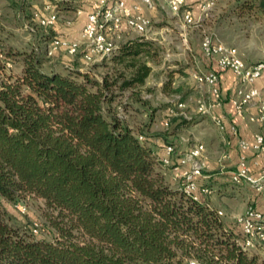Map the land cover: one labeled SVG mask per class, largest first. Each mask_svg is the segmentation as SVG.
<instances>
[{
    "label": "trees",
    "instance_id": "1",
    "mask_svg": "<svg viewBox=\"0 0 264 264\" xmlns=\"http://www.w3.org/2000/svg\"><path fill=\"white\" fill-rule=\"evenodd\" d=\"M50 1L75 8L70 0ZM236 7L264 15V0ZM153 45L141 35L122 38L103 74L95 63L48 68L40 46L0 55L19 67L0 82V264H264L240 247L234 220L225 223L216 208L166 178L152 135L143 131L152 114L144 127L131 128L113 106L119 92L144 84L158 58ZM175 73L183 74L169 70L163 94H178ZM127 103L136 115L146 100L131 92ZM25 196L54 213L52 240L9 222L5 204Z\"/></svg>",
    "mask_w": 264,
    "mask_h": 264
},
{
    "label": "built area",
    "instance_id": "2",
    "mask_svg": "<svg viewBox=\"0 0 264 264\" xmlns=\"http://www.w3.org/2000/svg\"><path fill=\"white\" fill-rule=\"evenodd\" d=\"M41 10L33 9L27 23H23L24 30L31 36L40 30L45 32L53 26L58 19H62L65 26H70L71 18H64L58 13L50 0H41ZM167 9L173 15L178 16L180 35L185 36L186 29L197 23L211 2H205L198 7V16L195 18L192 11L184 8L185 0H164ZM153 0H139L132 4H126L124 0H88L85 13V22L80 30L77 40L63 36H50L44 45V55L53 57L62 51L67 56L75 55L80 51L82 61L86 66L97 63L107 58L116 50L123 38V30L127 29L137 35L146 37L150 29V21L144 15V9H151ZM82 8L74 10L78 15ZM202 56L214 61L216 66L228 70L234 77V86L227 96L236 118L250 123L264 125V85H255L256 80L264 75V57L253 62H244L240 52L230 45L215 40L210 35L203 33L199 42ZM6 68L12 66V62L4 60ZM65 66H67L65 64ZM84 66V67H86ZM192 79L198 86H206L208 99L197 98L194 102L197 114L206 115L216 129L220 132H229L236 136L235 125L226 123L224 117L213 111L214 107H220L224 103L223 94L219 87V76L215 71L192 72ZM167 117L163 126L168 125L170 117L180 116L188 118L186 104L182 100H175L166 110ZM119 117H122L118 113ZM138 140L143 137L138 134ZM239 149L236 162L227 171L228 180L233 185L246 186L253 189L260 196H264V132L253 134L251 142L239 138ZM252 150L254 160L262 157V162L257 163V173L250 170L245 151ZM205 147L203 143L195 141L189 147L175 153L172 144L163 145V151L158 158L159 162L168 169L170 180L187 196L193 200H199V194H209L208 187L199 186V178H203V172L208 170ZM227 158L226 152H221L218 161ZM222 171V169H221ZM19 211L24 207L16 206ZM217 215L221 211L217 210ZM235 223L240 228V247L246 251H252L257 247L264 246V214L253 205L248 204L244 210L234 217ZM32 232L36 233L37 225L32 224ZM185 264H202L196 259H188Z\"/></svg>",
    "mask_w": 264,
    "mask_h": 264
},
{
    "label": "rangeland",
    "instance_id": "3",
    "mask_svg": "<svg viewBox=\"0 0 264 264\" xmlns=\"http://www.w3.org/2000/svg\"><path fill=\"white\" fill-rule=\"evenodd\" d=\"M134 1L137 2V0ZM240 1L241 0H186L184 8H188L191 11L197 10L199 5L204 4L205 2H211V5L205 13L199 17L195 25L186 29V34L183 37L180 35L178 25L179 17L169 12L164 0H153L152 8L143 10L144 15L149 19L151 25L146 37H143L154 43L153 46L158 51V58L155 63H152L151 73L145 79L142 86H134L133 89H125L119 92V95L114 100L113 106H117L116 109L122 116L121 118L125 121L127 120L129 124L133 125V128L138 127L139 124L144 127L149 114H152V123L149 125L152 129L150 130L149 126H147L143 131L147 133L150 132L153 134V137H159V134H162L163 136L172 135L171 137H167L168 139H164L163 144H172L175 153L189 147L196 140L198 141L200 139L204 144V138L214 137L217 134L216 127L212 124L209 118H202V115L197 113L194 114L189 112L191 115L187 114L189 117L183 118V120H187L189 118L193 120V123L188 126L176 125L178 118L182 119L180 116L169 119L168 125L166 127L163 126V121L166 118L165 112L167 107H169L168 105L175 100L185 99V97L180 94L182 89L185 91L188 89L197 90L199 92H196L195 96L201 98L206 93L203 89L200 90L199 87H193V84L191 86V82L186 79L184 80H186L187 84L179 83L177 87L174 85L178 90V94L175 96H173L174 94L171 92L170 94L164 95L160 88L169 70H184L182 72L185 78L193 71L198 72L195 65L193 63L189 64L186 60L190 52H192V54H194V50L195 52H199V42L203 33L210 35L215 40H219L226 45L234 46L238 52H240L244 62L250 63L264 57V15L254 10H247V8L240 11L239 8L236 7V4ZM70 3L74 4V6L76 4L71 0ZM79 3L80 2H78V4ZM83 3L85 4V0L80 4L82 5ZM80 6H77V8ZM84 6L86 8L87 5L85 4ZM197 16H195V18ZM29 17L30 11L28 10L26 15L21 18V24L17 23V25L20 26L17 27L16 25L17 28L15 27L13 29L5 28V32L1 34L5 42L11 46L10 48L13 49L14 47V51L28 48L26 45H29V41L32 36L24 30L23 23H27ZM123 35L125 38L139 36L127 29L123 30ZM185 45L189 46L191 51L184 48ZM6 50L7 48L0 46V54H3ZM77 56L78 54L72 55L70 56L72 59H65L62 63H58V68L64 70L65 64H70L72 66H84V64L76 60ZM110 58L111 57L109 56L95 63V65H99L95 69L97 74H103L109 71L111 72L110 66H112V64L109 61ZM189 59L192 60L191 57ZM56 60V62H59L62 59L58 55ZM18 71L19 67L15 64H12L10 68L4 67L3 61L0 58V82L8 74H17ZM177 74L179 75V73H176L174 77H176ZM255 85H257L256 82ZM131 92H137L140 94L141 98L146 100L145 105L141 104L144 109L140 108L141 112L136 115L131 110L132 105L127 103ZM193 98H187L189 104L191 105L194 104ZM224 101L226 102V100ZM125 103H127V105ZM137 104L140 105L139 103ZM197 120L200 121L197 122ZM175 129L179 130L176 131ZM157 133L159 134L157 135ZM153 137H151L152 140H155ZM220 150H222L221 145L217 147L216 151ZM204 156L206 157V151L204 152ZM222 170L224 171L225 169ZM213 172L215 173V171H204L203 174L206 175ZM225 175L226 174H223L221 176L226 178ZM210 183L198 181L199 185L203 187L207 186L210 190H212L211 187L214 188L219 184L222 189V185L226 184L229 191H231L233 189L232 186H234L229 181H224L222 183L215 181V183ZM227 193L228 192H226V194ZM210 194L213 198L212 202H215L216 200V203L214 204L216 206L220 204L217 208L222 214L219 216L221 218H225L227 216L229 223H232L234 217L242 212L241 209L245 205L244 199L239 197L224 196V198L220 200L219 198L221 196L218 195L217 191H213ZM18 204L24 207L22 212L16 208ZM5 207L11 217L9 222L19 227L25 226L27 233L30 234V236L44 240H52L55 236H57L56 230L49 225L48 221V218L53 217L54 213H52L50 209L45 206L42 199L34 196H25L16 203H6ZM33 223H36L37 225L36 233L31 230ZM252 252L256 253L259 259L264 260V246L257 247L252 250Z\"/></svg>",
    "mask_w": 264,
    "mask_h": 264
},
{
    "label": "crops",
    "instance_id": "4",
    "mask_svg": "<svg viewBox=\"0 0 264 264\" xmlns=\"http://www.w3.org/2000/svg\"><path fill=\"white\" fill-rule=\"evenodd\" d=\"M56 1H63V0H56ZM71 1L73 3H76L75 4L76 8H77V6L81 5L80 3L84 2V0H71ZM124 1L128 5L132 4V2H135L134 0H124ZM138 1L139 0H137V2ZM54 2H52V3L54 4V7L57 8V6ZM78 2H80V3L78 4ZM87 3H88V0H85L86 5H87ZM57 4H58L57 11L61 15V17L72 19L71 25L65 26L61 21L62 19H58V21L53 26L49 27L45 32H43L44 37L40 38V36H41L40 33L42 32V31H40V32H38V34L33 35L31 37V40L29 41V45H26V46L29 47L32 45V46H35V48H37V46H40L41 48L39 47L40 48L39 50L42 51V49H43V53H44V45L47 42L48 37H50V36L59 35V36H63V37H66L68 39H74V40H77L79 38L80 30H81V28L85 22V13H86V8L84 6L85 4L83 3L79 7V8H84V9L78 15H75V13H74V10L76 8H74L73 10L72 9H65L64 7L62 8L61 3L58 2ZM41 8H42V1L41 0H21V1L0 0V46H2V47L4 46L5 48H7V50L8 49L13 50L14 47H13V49L10 48L11 46H9V44H7L5 42V40L3 39L1 34L5 32V28L6 29L7 28L13 29L16 27L17 23L21 24V20H22L21 18H23V16L26 15L28 10L31 12L33 9L41 10ZM193 15H194V17L198 15V9L193 11ZM18 26H20V25H17V27ZM47 32L49 33V36H48ZM123 38H125L124 35H123ZM184 48L191 51V48L187 45H185ZM193 53L194 54H192V52H190L188 54L186 62H188L189 64L193 63L195 65V67L197 68L198 72L215 71L219 76V87H220V90L223 94V98H224V100H226L227 96L229 95V93L231 92V90L234 86V77H233L232 73L228 70H223V69L218 68L216 66V64L214 63V61L204 58L200 52V49H199V52H197V51L195 52V50H194ZM58 55L61 57L62 60L59 62H56ZM190 57L192 58V60L189 59ZM45 59H46V64H47L48 68H53L55 70L61 71V69L58 68L57 64L62 63V61H64L65 59L67 60V59H72V58H70V56H67L64 52L60 51V52L56 53L53 57H51V58L45 57ZM76 60L79 61L80 63L84 64V62L82 61L80 56H77ZM84 66H86V65L84 64ZM151 70H152V65H151ZM182 71H184V70H182ZM191 74H192V72L189 73L188 77H186V78L184 77V74H182V75L177 74V76L173 78L172 84L176 85V86L179 83L187 84L186 80H189L191 82V86L193 84L194 85L193 87H199L200 90L203 89V91H205L206 93L204 94V96L202 98L208 99L209 96H208V92H207V87L204 85L198 86L197 84H195L194 80L191 77ZM175 75H176V73L174 74V76ZM184 79H186V80H184ZM256 84L258 86L264 85V75L262 77H260L258 80H256ZM196 92H199V91L189 90V89L185 91L182 89V92L180 93L183 95V97H185V99H183V101L186 104L187 114H190L191 112L194 114L196 113L195 105L189 104L188 99H187V98L192 99L194 97L193 99L195 102V100L197 98H201V97L195 96ZM164 95H166V94H164ZM175 95H177V94H174L173 96H175ZM170 105H168V106H170ZM213 111L218 113V114H221L224 117L225 122L227 124L230 123V124L235 125L236 130H237V135L233 136V135L229 134V132H227V131L226 132H220L216 129L217 134L214 137H211V138L206 137L203 139V141H204L203 145H204L205 151H206V162L208 164V170L207 171L208 172L209 171L210 172L215 171V173L213 172V173H209L206 175L204 174L202 176L203 178H199L198 181H203L204 183H210V182L215 183V181L222 183L224 181H229L228 176H227V171L229 168H232L234 166L236 159H237L238 152H239V149L237 146V140L239 138H241V139L247 140L248 142H251L253 134L264 132V125H259L256 123H250V122H247L246 120L236 118L233 115L232 108L228 102L224 101L222 106L214 107ZM203 117H207V116L202 115V118ZM199 121L200 120H197V122H199ZM126 123L129 127L133 128V125L129 124L127 120H126ZM149 129L151 130L152 127L149 126ZM175 130L178 131L179 129H175ZM146 134L152 135V137H153V134H151L150 132L149 133L146 132ZM158 134L159 133H157V135ZM171 136L172 135L163 136L161 134L159 136L160 138L157 136L153 137V138H155V140H152L151 137H148V140L155 143V146H156L155 154L158 158L161 156L162 151H163L164 139H166L167 137H171ZM198 141L203 143L200 139ZM219 145L222 146V150L216 151L217 147ZM222 151L227 153V158L223 159L222 161H218V157H219L218 155ZM245 155H246L247 161L249 163V167H250L251 172L253 174H256L258 165L253 163V161H256V160H254L252 150H246ZM256 162L258 164L261 163L262 157L258 158ZM162 168H163V171L165 172L166 178L170 181L168 169L167 168L165 169L164 166ZM221 169H225V170L221 171ZM223 174H226L225 175L226 178L224 176H221ZM210 185H211V183H210ZM222 186H223V189L221 188L220 184L216 185V187H214V188L211 187L212 190H210V193L213 191L214 192L217 191L218 195L221 196L219 198L220 200H222L224 198V196L242 198L245 200V205L241 209L242 211L244 210L246 205L251 204L257 210H259L260 212H262L264 214V196H260L253 189L248 188L246 186L234 185V186H232L233 189L231 191H229L226 184L222 185ZM226 192H228V193L226 194ZM210 193L209 194H199L200 201L207 202L210 206L219 210L217 207L220 206V204L218 206H216L214 204V203H216V200H215V202H212L213 198H212ZM223 203H225V202H223ZM222 220L225 223L229 224V221L227 220V216L225 218H222Z\"/></svg>",
    "mask_w": 264,
    "mask_h": 264
}]
</instances>
